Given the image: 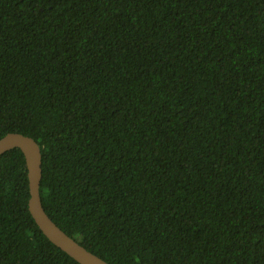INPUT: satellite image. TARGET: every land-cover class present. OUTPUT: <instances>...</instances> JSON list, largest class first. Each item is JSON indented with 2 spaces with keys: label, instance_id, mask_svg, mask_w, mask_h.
Returning a JSON list of instances; mask_svg holds the SVG:
<instances>
[{
  "label": "trees",
  "instance_id": "1",
  "mask_svg": "<svg viewBox=\"0 0 264 264\" xmlns=\"http://www.w3.org/2000/svg\"><path fill=\"white\" fill-rule=\"evenodd\" d=\"M110 264H264V0H0V138ZM0 155V264H79Z\"/></svg>",
  "mask_w": 264,
  "mask_h": 264
},
{
  "label": "water",
  "instance_id": "2",
  "mask_svg": "<svg viewBox=\"0 0 264 264\" xmlns=\"http://www.w3.org/2000/svg\"><path fill=\"white\" fill-rule=\"evenodd\" d=\"M13 148H18L23 153L29 189L28 210L43 235L79 264H110L68 236L45 213L39 196L42 170L38 144L21 133H7L0 138V155Z\"/></svg>",
  "mask_w": 264,
  "mask_h": 264
}]
</instances>
